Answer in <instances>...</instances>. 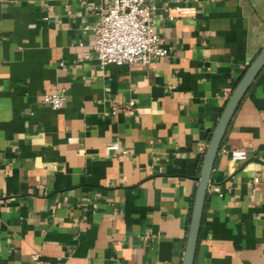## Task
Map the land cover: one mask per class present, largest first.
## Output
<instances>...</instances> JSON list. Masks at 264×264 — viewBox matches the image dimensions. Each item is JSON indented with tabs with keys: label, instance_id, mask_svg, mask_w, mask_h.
I'll return each mask as SVG.
<instances>
[{
	"label": "crops",
	"instance_id": "0c3cea01",
	"mask_svg": "<svg viewBox=\"0 0 264 264\" xmlns=\"http://www.w3.org/2000/svg\"><path fill=\"white\" fill-rule=\"evenodd\" d=\"M109 1L0 0V264H181L210 133L264 45V0H144L167 54L101 67ZM52 92L59 108L41 101ZM192 264H264V65L214 157Z\"/></svg>",
	"mask_w": 264,
	"mask_h": 264
},
{
	"label": "built area",
	"instance_id": "2783aa9c",
	"mask_svg": "<svg viewBox=\"0 0 264 264\" xmlns=\"http://www.w3.org/2000/svg\"><path fill=\"white\" fill-rule=\"evenodd\" d=\"M177 13L193 14L191 5H178ZM172 19V16L168 17ZM152 20L144 0H110L94 27V40L91 50L99 66L112 63L116 65L140 63L146 64L150 58L164 56L167 48L159 42L152 29ZM89 57L85 52L83 58ZM64 100L62 92L43 94L41 101L51 109L59 108ZM132 102L128 103V107ZM131 112V108H128ZM109 150H116L114 142L106 144ZM231 161H243L246 154L242 149L229 151ZM218 191L217 187H213ZM36 256L32 255V259Z\"/></svg>",
	"mask_w": 264,
	"mask_h": 264
},
{
	"label": "water",
	"instance_id": "95a60500",
	"mask_svg": "<svg viewBox=\"0 0 264 264\" xmlns=\"http://www.w3.org/2000/svg\"><path fill=\"white\" fill-rule=\"evenodd\" d=\"M264 65V45L257 51L253 58L248 62L241 76L231 89L227 96L218 119L210 133L206 147L204 149L199 171L197 175V183L193 193L192 205L190 210L189 222L187 227L186 241L181 264H192L197 234L200 225L203 201L206 194L208 177L214 157L217 153L220 141L224 131L233 115L241 98L249 88L251 82Z\"/></svg>",
	"mask_w": 264,
	"mask_h": 264
}]
</instances>
